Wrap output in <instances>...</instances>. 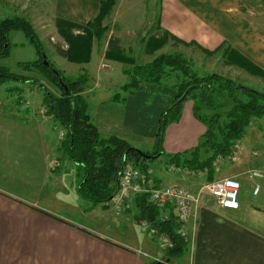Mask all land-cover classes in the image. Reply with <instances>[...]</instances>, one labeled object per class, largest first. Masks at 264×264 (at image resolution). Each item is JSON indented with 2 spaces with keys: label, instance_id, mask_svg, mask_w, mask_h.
<instances>
[{
  "label": "crops",
  "instance_id": "obj_1",
  "mask_svg": "<svg viewBox=\"0 0 264 264\" xmlns=\"http://www.w3.org/2000/svg\"><path fill=\"white\" fill-rule=\"evenodd\" d=\"M41 1L35 5L33 24H39L40 29L34 26L45 37L54 35L58 39L64 38L58 19L86 25L99 14L102 2ZM111 20L126 29V33L114 35L121 43L124 36L157 26L159 32L188 45L194 57L223 67L227 72L222 75L228 76L233 71L246 77L250 74L241 66L227 64L225 49L264 70V0H117L105 17L107 24ZM72 32L82 30L73 28ZM113 32L101 50L100 41L94 39L89 62L69 64L63 60L62 63L66 62V67L81 66L80 69L91 63L96 69L109 68V61L120 64L124 75L112 90L122 91L124 102L104 106L111 98L100 101L108 109V117L117 114L120 125L110 121L109 125L97 124V127L103 137L115 134L145 150L150 144L146 145L142 138L149 137L155 142L160 116L175 98L177 82L170 78L163 84H143L136 91L122 90L130 82L126 70L138 63L107 56ZM66 47L67 44L63 48ZM194 63L198 72L207 67L198 60ZM214 72L219 73L209 67L201 73ZM0 87L5 89V94L0 96V264H155L159 261L163 256L157 257L152 246L159 244L156 235L161 234L153 224L136 219L140 212L136 195L124 201L121 213L113 209L111 200L88 202L78 192L76 164L66 157L58 164L62 157L59 145L66 130L53 115H47L44 94L41 96L44 88L22 81L0 82ZM85 91L95 92V86ZM194 106L195 100L187 98L180 118L167 126L164 154L148 161L149 175L159 184L184 185L195 192H201L205 180L231 176L240 180L245 193L238 209L224 208L203 193L200 205L181 225L180 232L188 240L184 255L169 257V247L164 248L166 260L162 262L264 264V118L254 117L237 141V149L228 156L217 157L209 178L207 171L189 172L171 161L172 155L193 150L207 131V125L195 116ZM129 164L140 168L132 162ZM253 171L262 176H254ZM257 185L260 190L254 193ZM158 209L160 220L171 217L177 220L174 205ZM93 218L96 222L89 223Z\"/></svg>",
  "mask_w": 264,
  "mask_h": 264
},
{
  "label": "trees",
  "instance_id": "obj_2",
  "mask_svg": "<svg viewBox=\"0 0 264 264\" xmlns=\"http://www.w3.org/2000/svg\"><path fill=\"white\" fill-rule=\"evenodd\" d=\"M115 2L116 0H102L99 14L86 25L58 19L60 31L69 44L68 48L57 47L58 52L71 61L88 62L94 39L100 40L108 29L104 25V19ZM73 28H79L82 32L73 33ZM14 30H23L41 55L35 61L23 62L24 68L39 72L61 89V95L57 96L41 85L45 91L47 115H53L66 130L59 145L62 152L59 159L66 157L76 164L78 192L83 198L94 203H106L111 200L118 188L120 171L129 162L138 165L143 172L149 174L148 161L164 154L166 128L180 118L183 103L187 98L195 100L194 114L207 125V131L193 150L172 155L171 161L189 172L207 171L209 178H212L213 165L217 157L228 156L236 150L237 141L243 137L254 117L264 118L263 91L219 73L200 74L181 53H163L146 64H137L126 70L130 75V82L122 87L125 91H136L143 84H163L171 78L173 72H177L178 78L184 76L174 85L175 98L160 117L155 150L149 152L137 149L118 136L101 135L98 127L91 122L88 101L83 95L88 76L82 74L74 79L66 77L47 57L34 26L27 18L15 16L0 19V58L8 56L11 47L10 33ZM153 40L158 41V44L153 46L154 49L166 41L155 38ZM120 43V38L112 36L108 43L107 56L133 63V57L123 52ZM224 57L227 64L241 66L249 73L264 78V70L250 60L236 57L226 49ZM8 80L38 82L34 77L13 73L7 66L0 64V82ZM224 109L227 120L223 121L221 117ZM208 111L214 113L211 115ZM203 153L211 154L205 156ZM136 202L140 209L135 216L136 219L153 224L161 235L170 237L168 256L175 258L183 256L188 240L180 232L181 223L173 217L160 220L157 217L158 207L150 201L146 193L136 195Z\"/></svg>",
  "mask_w": 264,
  "mask_h": 264
},
{
  "label": "rangeland",
  "instance_id": "obj_3",
  "mask_svg": "<svg viewBox=\"0 0 264 264\" xmlns=\"http://www.w3.org/2000/svg\"><path fill=\"white\" fill-rule=\"evenodd\" d=\"M38 2L43 3L41 0H0V19L15 17V16H23L27 18L28 20H30L33 26L35 25L38 29H40L38 26L39 24L37 23L33 24V21H32V19H34L35 21L33 12L36 10V9L34 10V8H35V5L38 4ZM111 21H109L107 24V22L104 19V25H106L108 29L105 31L104 36L99 40L100 50L102 46L105 44V41L108 40L107 37L108 35H110L111 30L114 31L112 33V36L116 34L126 33L125 27L118 24V22L114 23L113 20ZM35 26H34L35 32L37 36L39 37L40 42L49 60H51L59 69H61L63 71V74L68 78H73V79L79 78L82 74H86L88 76V83L86 85L87 88L85 87V90H88L89 86L91 85L95 86V92H86L85 90H84L85 94L83 92V95L88 101V107H89L88 110L91 116V122L94 123V125L96 126L97 124H100L101 126L109 125L111 124L109 123L110 121H113L115 125H120L119 122L117 121L118 119L117 114L114 113L113 116L108 117L107 115L108 109L104 108V106L106 105H121V103L119 102L121 101L124 102V100L121 99L122 94H120V92L122 91H119L118 93V91L112 90L115 84H118L122 80L123 75H124V73H122L123 69H121L119 66L120 64L109 61L108 64L110 67L106 69H98V68L96 69V66L94 64L92 65V63L82 69H80L81 66L80 67L78 66L77 67L76 66L66 67L64 65L66 62H64V64L62 63L63 60L67 61V63L69 64L74 61H71L68 57L63 56V55L61 56V58L55 57V55L59 53L57 50V47L59 46L64 47L66 46V44H67L66 48L69 47V44L67 43L65 37L59 38V39L57 38V36H54V35H49L45 37L43 33L39 32ZM52 36L55 37L54 40L51 39ZM153 38L162 39L166 41L164 44H162V46L154 49L153 46L158 44V41L153 40ZM122 39H123V43H120V45L122 47L123 52L126 55L133 57V62L138 63V64H146L148 63V61L149 62L152 61L155 57L163 53H181L183 56H185L188 59L191 66L196 71L198 69L196 68L197 65L195 66L194 60H198L200 64L204 63V65L207 66L204 68V70H206V68H209V67L210 68L214 67V69H216V72H219L221 74H226L227 72L225 71V69H223V67H220L218 64L215 65L214 63L208 62V60L201 61V59L194 57L195 53L193 54V52H191L192 49L188 45L180 43L179 41H175L173 37H171L169 34L165 32L163 33L159 32L157 26H152L151 30L150 28H146L144 31L141 30L137 34L124 36ZM10 42H11V47L9 50V54L8 56L4 58H0V64L7 66L10 69V71L13 73L20 74V75H29L31 77H34L38 81L36 83L33 82L34 84H38L40 87H42L41 85H43V87L48 88L55 95L60 96L61 89L58 86L48 81L39 72H36L35 70H29L28 68H24V66L22 65L23 62L35 61L39 59L41 56L37 47L33 43L30 42L29 36L23 30H14V31H11L10 33ZM75 63L77 62L75 61ZM201 70L204 71L203 69ZM202 71L199 70V73H201ZM176 74L177 72L172 73L171 79H175L173 81L179 82L180 80L184 78L183 75L179 76L178 78ZM201 74L204 75L206 73H201ZM250 74L249 76L246 77L245 75H238L237 73H235V71H233L231 73L228 72V77H231L233 79L236 78L235 80L240 81L243 84H246L248 86L259 89L264 92V80H263L264 78L263 79L256 78L254 77L256 75L252 74L254 76H251ZM8 81L13 82L14 80H8ZM121 89L123 90V88ZM4 90H5L4 88L0 87V96L5 94ZM40 91L41 90H39V95H40ZM42 94H44V91L41 92V96ZM118 95L119 97H117ZM109 97L111 98L110 100L111 102L103 106V103H100V101L102 100V102H104V100ZM33 98H36V97L34 96ZM226 109H224L222 112L221 120L223 121L224 119L227 120L226 115H225ZM116 111H119V110H116ZM208 112L211 115L214 113L213 111H208ZM158 127H159V124H158ZM112 135H115V134H111L110 136ZM142 139H145L144 142L147 143L146 145L150 144V147L144 148L145 149L144 151L152 152L155 150V142H153V139L149 137H144ZM129 144L135 147L133 144L131 143ZM142 144L143 143H141L140 145ZM61 160L59 159L58 164L60 163ZM216 179H220V178H216ZM212 180H215V178ZM212 180H205V184ZM204 193L208 194L206 191ZM243 193H245L244 187H242L240 190L239 199H241ZM88 202L92 203V201H88ZM96 210H98V208H96ZM108 212H109V215H111V210H108ZM94 216H96V214H94L92 217ZM88 222L91 224L92 223L94 224V222H96V219H94L93 222L92 221H88ZM141 229L144 230L145 228H141ZM156 236H157V239H158L157 241L159 244L155 246L153 245L152 250L155 251V254L157 257L163 256L158 259L159 261H162V260L165 261L166 258L164 257L165 255L164 248L165 249L168 248V246H164L163 244V238L165 235H159V237L158 235ZM171 263L178 264L177 261L175 263V260L173 261L171 260Z\"/></svg>",
  "mask_w": 264,
  "mask_h": 264
},
{
  "label": "built area",
  "instance_id": "obj_4",
  "mask_svg": "<svg viewBox=\"0 0 264 264\" xmlns=\"http://www.w3.org/2000/svg\"><path fill=\"white\" fill-rule=\"evenodd\" d=\"M104 66H107L106 64ZM64 136V133H62ZM238 144L235 145L237 149ZM254 176H262V173L253 171ZM240 180L235 177H223L212 180L204 185L201 192H195L184 185H163L157 183L153 177L146 174L140 168L129 163L124 167L118 183L117 191L111 198L113 209L117 213L124 210V201L133 195L146 193L150 201L159 208L174 205L177 209V220L181 225L185 224L200 205L202 194L206 191L222 207L238 209L240 207ZM260 186L255 187L254 193H258ZM164 246H170L169 236L163 238Z\"/></svg>",
  "mask_w": 264,
  "mask_h": 264
},
{
  "label": "water",
  "instance_id": "obj_5",
  "mask_svg": "<svg viewBox=\"0 0 264 264\" xmlns=\"http://www.w3.org/2000/svg\"><path fill=\"white\" fill-rule=\"evenodd\" d=\"M123 169H124V168H123ZM123 169L120 171V174H119V176H118L117 183H119V180H120L121 173H122ZM155 264H167V263H165V262H162V261H157Z\"/></svg>",
  "mask_w": 264,
  "mask_h": 264
},
{
  "label": "flooded vegetation",
  "instance_id": "obj_6",
  "mask_svg": "<svg viewBox=\"0 0 264 264\" xmlns=\"http://www.w3.org/2000/svg\"><path fill=\"white\" fill-rule=\"evenodd\" d=\"M167 264H169V263H167Z\"/></svg>",
  "mask_w": 264,
  "mask_h": 264
}]
</instances>
